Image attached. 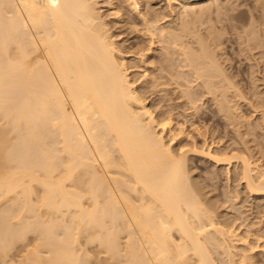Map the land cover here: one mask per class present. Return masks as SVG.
Returning a JSON list of instances; mask_svg holds the SVG:
<instances>
[{
	"label": "bare ground",
	"instance_id": "6f19581e",
	"mask_svg": "<svg viewBox=\"0 0 264 264\" xmlns=\"http://www.w3.org/2000/svg\"><path fill=\"white\" fill-rule=\"evenodd\" d=\"M122 1L141 23L125 52L97 0H0V264H264V164L244 146L182 144L206 95L227 126L245 116L220 37L193 21L226 0ZM190 152L234 165L244 192L229 187L228 199L259 204L218 213L190 176Z\"/></svg>",
	"mask_w": 264,
	"mask_h": 264
},
{
	"label": "rangeland",
	"instance_id": "374dc122",
	"mask_svg": "<svg viewBox=\"0 0 264 264\" xmlns=\"http://www.w3.org/2000/svg\"><path fill=\"white\" fill-rule=\"evenodd\" d=\"M157 1H162L161 2V4H165L166 3V1L164 2V0H157ZM230 1V2H229ZM97 2H98V4H97V7H98V9H99V11H100V13L103 15V13H104V17H105V15H106V17H108L107 19H106V21H109V22H107V23H109L108 24V28H111L110 29V33H112V34H114V38H113V40L114 41H116V43L118 44H120L118 47H120L121 48V50L122 51H127V46L129 45V43L130 42H134V41H136V39L137 38H139V36L137 35V32L135 31V29H141V23H139L140 21H137L136 23H134V22H132V20L134 19V14H133V16H132V13H131V11L129 10V9H127V7H126V5H125V2H124V4H123V1L122 0H112V2H111V0L109 1V0H97ZM108 2H111V4H113V5H109L110 3H108ZM257 2H259V4L257 3ZM108 3V4H107ZM119 3V4H118ZM256 3V4H255ZM264 0H226L225 1V7H222V8H219V9H214V8H216V7H213L212 8V10L211 11H209V14H206L205 16H204V18H203V16L202 17H199V18H195V19H193V21H194V23L196 24V27H195V29H199L201 32H203V34H204V36H206L207 38H210L209 37V35L207 34L209 31H211L212 33H215V35L214 36H217V37H220V41H219V46L222 44V45H224L223 46V48L225 49L224 50V52H227V54L226 53H224L225 55H223L222 57H225L226 59H227V57L226 56H228V59L227 60H229V58L231 59L229 62L228 61H226V65L228 66V68H231V70L229 69V71L231 72V73H234L233 75H234V81L236 82V83H238V85L240 84V86L242 87H239L241 90L243 89V91L245 92H243L242 91V97H240L239 98V102L241 101V106H240V108H239V111H240V113H241V115H245V116H243L244 117V119H247V118H249V119H251L250 121H248V120H245V122L243 121V124H242V120H244V119H240L239 121L241 122V123H239V121L236 123V128L237 129H239L238 131V133H241V135L239 134L238 135V133H236V128L234 127L235 126V124L233 125V124H231V125H229L228 124V126H227V122H224V118H223V120H222V118H221V114L220 113H218V111L216 110V100H214V99H212V98H210V97H208L207 95L206 96H204L203 95V90L202 89H196L195 90V98H196V96H198V99H199V97H200V99L203 97V99H202V103L201 104H199V107H200V109H199V111H198V113H195L194 115H196V116H194L193 114L192 115H190V114H188V112H187V116H186V119H187V125H189L191 128H188V129H192V130H194L193 128L196 126V128H195V132L194 131H192V130H189V131H187L188 133H189V135H187V136H191L192 138L190 139V140H192V141H190V140H188L189 138H186L187 136H185V139L183 140L184 142H182V144L183 145H185L186 147H188L189 148V146L192 148H194V147H197V148H201L202 146L203 147H207L209 144H210V142L211 141H215L216 143L219 141V143H220V145H221V148H223V147H228L229 145V147L230 148H232V147H236V148H241V149H245V148H248V150L251 152V153H253L252 151H254L255 152V154L256 155H254V153H253V155H254V160H257V163H259L260 162V164H264V153L263 154H261L262 152H264V138H262V137H264V124H263V119H261L260 120V118H263V117H260V116H262L263 114H261L262 113V110L264 109L263 107H264V100H263V97H264V84L262 85V83H264V56H263V54H264V44H262V43H264ZM124 5V6H123ZM258 7H257V6ZM100 6V7H99ZM117 6V7H116ZM119 6V7H118ZM110 7V8H109ZM124 7V8H123ZM254 7V8H253ZM257 7V8H256ZM225 8V9H224ZM120 10V11H118V10ZM221 9V10H220ZM227 9V10H226ZM127 10V11H126ZM129 10V11H128ZM230 10V11H229ZM113 11H118V12H120V13H117V12H113ZM199 11V10H198ZM213 11H215V12H213ZM218 11V12H217ZM249 11V12H248ZM111 12V13H110ZM113 12V13H112ZM210 12H212V13H210ZM217 12V13H216ZM231 12V13H230ZM114 14L113 16H111V15H109V14ZM115 13H117V14H115ZM221 13V14H220ZM121 15V16H119V15ZM210 14H211V17H210ZM262 14V15H261ZM116 15V16H115ZM209 15V16H208ZM251 15V16H250ZM115 16V17H114ZM119 16V17H118ZM124 18H123V17ZM105 17V18H106ZM120 17H122V18H120ZM131 17V19L132 20H128V18H130ZM206 17V18H205ZM209 17V18H208ZM233 17V18H232ZM260 17V18H259ZM262 17V18H261ZM255 18V19H254ZM261 19L260 20V22L258 21V19ZM168 19V18H167ZM170 19H171V17H170ZM169 19V20H170ZM203 19H206L207 21H205V20H203ZM209 19V20H208ZM212 19V20H211ZM257 19V20H256ZM263 19V20H262ZM121 20H124L123 22H125V23H123ZM200 20V21H199ZM229 20V21H228ZM112 21V22H111ZM119 21V22H118ZM129 22V25H126L128 22ZM198 21L200 22V23H198ZM201 21H202V23H201ZM212 21V22H211ZM118 22V23H117ZM121 22V23H120ZM127 22V23H126ZM205 22V23H204ZM210 22V23H209ZM214 22V23H213ZM263 22V23H262ZM115 23H117V24H115ZM132 25H131V24ZM213 23V24H212ZM251 23V24H250ZM261 23V24H260ZM115 24V25H114ZM121 24V25H120ZM122 24H123V27H122ZM134 24H136L135 26H136V28L135 29H133L132 27H133V25ZM139 25V28H137L138 27V25ZM194 24V25H195ZM200 24V25H199ZM203 24V25H202ZM125 25V26H124ZM194 25H192V26H194ZM197 25H199V26H197ZM208 25V26H207ZM213 27H212V26ZM113 26H114V28H113ZM121 26V27H120ZM130 26V27H129ZM257 26V27H256ZM201 27V28H200ZM203 27V28H202ZM205 27H207V28H205ZM211 29H210V28ZM247 27H248V29H247ZM253 27V28H252ZM113 28V29H112ZM237 28H238V30H237ZM250 28V29H249ZM256 28V29H255ZM117 29V30H116ZM128 29V30H127ZM133 29V30H132ZM202 29V30H201ZM212 29H213V31H212ZM216 29V30H215ZM244 29H246L245 31H244ZM253 29V30H252ZM114 30H116V31H114ZM205 30V31H204ZM231 30V31H230ZM248 30V31H247ZM252 30V31H251ZM262 30V31H261ZM119 31V32H118ZM215 31V32H214ZM235 33H234V32ZM251 31V32H250ZM257 31V32H256ZM237 32V33H236ZM247 32V33H246ZM121 33V34H120ZM206 33V34H205ZM216 33H217V35H216ZM219 33H221V34H219ZM253 33H255V34H253ZM119 34V35H118ZM135 34V35H134ZM242 34V35H241ZM253 34V35H252ZM260 34V35H259ZM123 35V36H122ZM131 35V36H130ZM222 35V36H221ZM245 35V36H244ZM247 35H249L248 37H247ZM238 36V37H237ZM240 36V37H239ZM251 36V37H250ZM260 36V37H259ZM123 37V38H122ZM227 37V38H226ZM241 37H244L243 39L241 38ZM231 38V39H230ZM128 39V40H127ZM237 39V40H236ZM239 39H241V40H239ZM246 39H247V41H246ZM249 39V40H248ZM251 39V40H250ZM261 39H263V40H261ZM229 40V41H228ZM236 40V41H235ZM244 40V41H243ZM118 41V42H117ZM127 41V42H126ZM223 43H222V42ZM235 41V42H234ZM239 41V42H238ZM250 41V42H249ZM258 41V42H257ZM261 41V42H260ZM125 42V43H124ZM245 42V43H244ZM247 42V43H246ZM257 42V43H256ZM123 43V44H122ZM148 43H149V41H147V45H148ZM241 43V44H240ZM242 43L243 44H245L246 46H248V47H246L245 45H242ZM254 43V44H253ZM116 44V45H117ZM222 45H221V47H222ZM253 45V46H252ZM262 45V46H261ZM159 44H155V47H153L155 50H156V52H155V50H154V53H156V54H154V56H157V54L160 52L158 49H159ZM242 46V47H241ZM252 48H251V47ZM255 46V47H254ZM235 47V48H234ZM241 47V48H240ZM245 48V50H244V48ZM261 47V48H260ZM220 47H218L217 49H219ZM248 48V49H247ZM250 48V49H249ZM257 48L260 50V51H258L257 50ZM263 48V51H261V49ZM240 49V50H239ZM256 50L255 52L253 51V50ZM252 50L253 52H254V55L252 54L253 52H250V51ZM258 51V52H257ZM239 52V53H238ZM242 52V54H240ZM263 52V53H262ZM238 53V54H237ZM244 53V54H243ZM247 53V54H246ZM249 53H251V54H249ZM260 53V54H259ZM261 53H262V56H261ZM240 54V55H239ZM256 54L257 55H259V56H256ZM241 55H242V57H241ZM244 55V56H243ZM246 55H248V57L246 56ZM251 55V56H250ZM133 54L130 56V58L129 57H126V64L127 65H130V63H129V61L131 62V60L130 59H132L133 58ZM251 58H253V59H250V57ZM253 56V57H252ZM248 59H246V58ZM260 57V59H258V58ZM261 57H263V59L261 58ZM224 58V59H225ZM245 58V59H244ZM257 59V60H256ZM262 59V60H261ZM129 60V61H128ZM253 60H255V61H258L257 62V64H259V65H257V64H255L256 62L255 61H252ZM259 60H261V61H259ZM233 61V62H232ZM251 61V62H250ZM242 62V63H241ZM249 62V63H248ZM231 63V64H230ZM253 63V64H252ZM262 63V64H261ZM250 64H251V67H250ZM229 65H231V66H229ZM249 67H248V66ZM252 65H254L253 67H252ZM257 65V66H256ZM243 66V67H242ZM236 67V68H235ZM258 67V68H257ZM252 68L254 69L253 71H252ZM243 69V70H242ZM239 72H238V71ZM241 70V71H240ZM257 70H259V73H258V71ZM243 71V72H242ZM248 71V72H247ZM249 71H250V73H253L254 72V74H256V77H255V75H253L252 76V78H250L249 79ZM261 71V72H260ZM242 74H241V73ZM236 73V74H235ZM243 73H244V76H242L243 75ZM240 76V77H239ZM245 76H246V78H247V81H246V79H245ZM248 76V77H247ZM244 78L243 80H241L240 81V79H242V78ZM250 77H251V74H250ZM258 77V78H257ZM238 78V79H237ZM236 79V80H235ZM252 79V80H251ZM256 79V80H255ZM259 79H261V80H259ZM258 80H259V82H258ZM251 81V82H250ZM257 81V82H256ZM250 83H251V85H250ZM255 83H257V84H255ZM245 86H244V85ZM254 84V85H253ZM256 85V86H255ZM262 85V86H261ZM252 87V88H251ZM245 88V89H244ZM253 88H254V93H253ZM257 88V89H256ZM202 90V91H201ZM200 91V93H201V95H200V93H198ZM249 91V92H248ZM251 91V92H250ZM258 91V92H257ZM244 93V94H243ZM247 93V94H246ZM250 93V94H249ZM251 93H252V95H251ZM257 93V94H256ZM260 93V94H259ZM249 94V95H248ZM254 95H257L256 97L254 96ZM259 95V96H258ZM205 97H206V99H205ZM243 97H244V99L246 100V102L248 101V102H250V103H246L245 102V100H243ZM258 97V98H257ZM208 98V99H207ZM212 99V100H210V99ZM257 98V99H256ZM261 98H262V100H261ZM197 99V98H196ZM242 99V100H241ZM249 99V100H248ZM214 100V101H213ZM259 100H261V101H259ZM175 101L176 100H174L173 101V103H175ZM201 101V100H200ZM210 103H209V102ZM152 102V101H151ZM150 102V103H151ZM177 102V101H176ZM205 102V103H204ZM261 102H263V103H261ZM199 103V102H198ZM204 103V104H203ZM252 103H253V106H252V108H250V106L252 105ZM258 103V104H257ZM176 104V103H175ZM178 104H179V102H178ZM257 104V105H256ZM262 104V105H261ZM185 105V103H182V106H184ZM201 105H204V106H201ZM215 106V108H214V106ZM259 106H261L260 108H257V110H256V107H259ZM202 107V108H201ZM242 107V108H241ZM254 107V108H253ZM205 110H204V109ZM245 108V109H244ZM248 108V109H247ZM180 109H182L181 107L179 108V110ZM247 109V110H246ZM251 109V110H250ZM252 109L254 110V111H252ZM258 109H260V113L258 112ZM188 111V110H187ZM191 110H189V112H190ZM243 111V112H242ZM191 112H193V110L191 111ZM208 112H210V113H208ZM249 112V113H248ZM252 112V113H251ZM201 113V114H200ZM217 115H216V114ZM198 114V115H197ZM210 114V115H209ZM215 114V115H214ZM221 116H220V115ZM248 114V115H247ZM252 114H254V115H252ZM190 116H192V117H194L193 119H192V117H190ZM199 116V117H198ZM207 116V117H206ZM248 116V117H247ZM253 116V117H252ZM258 116V117H257ZM196 117H197V119H196ZM206 117V118H205ZM220 117V118H219ZM252 117V118H251ZM192 119V120H191ZM199 119V120H198ZM220 119V120H219ZM198 120V121H197ZM226 121V120H225ZM254 123H252V122ZM261 123H260V122ZM190 122H192V124L190 123ZM207 122V123H206ZM250 122V126H248V127H246V125H248V123ZM257 122V123H256ZM198 125H197V124ZM226 123V124H225ZM193 124H195V126L193 125ZM211 124V125H210ZM245 124V125H244ZM262 124V125H261ZM193 126V128H192V126ZM200 125V126H199ZM209 125V126H208ZM215 125V126H214ZM223 125V126H222ZM238 125H240V126H242V127H240V126H238ZM259 125V126H258ZM188 126V127H189ZM197 126H198V128H200L199 130L197 129ZM233 126V127H232ZM254 128H253V127ZM257 126V127H256ZM263 126V127H262ZM207 128V130L205 131V130H203L204 128ZM215 127V128H214ZM228 127V128H227ZM232 127V128H231ZM250 127H252L251 128V130L253 129L254 131H251L250 130ZM260 127H262L261 129H260ZM233 128H235V129H233ZM240 128H242V129H240ZM243 128H244V130H243ZM249 130H248V129ZM256 128V129H255ZM222 129V130H221ZM247 129V132H245V130ZM232 130V131H231ZM235 130V131H234ZM200 131V132H199ZM201 131H202V133H201ZM228 131V132H227ZM240 131H244V133H246V134H248L249 132L248 131H250V133H249V135H246V140H244V137H245V134L244 133H242V132H240ZM199 132V133H198ZM210 132V133H209ZM212 132V133H211ZM216 132V133H215ZM217 133H218V135H217ZM255 135H254V134ZM258 133V134H257ZM259 133H260V135H259ZM212 134H215V135H213V138H212ZM243 134V135H242ZM217 135V136H216ZM251 135V136H250ZM241 136H243V137H241ZM261 136V137H260ZM215 137H217V138H215ZM236 137V138H235ZM250 137V138H249ZM260 137V138H259ZM205 138V139H204ZM222 138V139H221ZM241 138H242V140H241ZM253 138H255V140L253 139ZM225 141H224V140ZM228 139V140H227ZM203 140H205V141H203ZM218 140V141H217ZM222 140H223V142H222ZM230 140V141H229ZM233 140H234V142H233ZM252 141L253 143L251 144V142L249 143L248 141ZM246 141V142H245ZM257 141V142H256ZM187 142V143H186ZM237 142V143H236ZM240 142H244L242 145L240 144ZM205 143V144H204ZM212 143V142H211ZM247 143H249L248 145H246ZM257 143V144H256ZM193 144H194V146H193ZM239 144V145H238ZM255 144V146H253ZM192 145V146H191ZM214 146H213V148H214V150L216 149V147H218L219 146V144H213ZM232 145H234V146H232ZM240 145H241V147H240ZM175 146H177V144H175ZM232 146V147H231ZM242 146H244V147H242ZM251 146H253L252 148H254L253 150H252V148H251ZM259 146V147H258ZM258 147V148H257ZM250 148V149H249ZM256 149H257V151H256ZM258 149H260V151L258 150ZM260 152V153H257V152ZM198 154V155H197ZM258 154V155H257ZM263 155V157L261 156V155ZM200 155V156H199ZM258 158H262V161L260 160V159H258ZM188 159H189V161H188V166H189V170H190V173L192 174H190V176H191V178H192V180H193V182L194 183H196L199 187H200V185L202 186L201 188H202V190H200V192H202L201 194H202V196H204V194H206L203 198L204 199H206V201L208 200H210V203H212L213 201H214V203H216V205L218 206V204H221V208L220 207H217L216 205V207H217V210L216 211H218V209L221 211L220 213L223 215L224 213H226V214H224L225 215V217H232L233 215L232 214H237L238 213V210H240V209H246V207H247V209L250 207V206H254V204L255 203H257V201L255 200V201H253L252 199H251V197H248L245 193H244V195H242L243 194V192L244 191H242L243 189L241 188L242 186L241 185H238V183L237 182H234V165L230 168V172H228V170L226 169L227 167L226 166H224V165H221V166H216V165H214V163L212 162V160H210L209 158H207L206 156H204V155H202V154H200V153H194L193 152V154H192V152H190L189 154H188ZM191 162V163H190ZM192 164V165H191ZM211 167V168H210ZM226 167V168H225ZM216 168V169H215ZM224 169V170H223ZM221 171V173H220V171ZM205 171V172H204ZM209 172H211V173H209ZM227 172H228V174H227ZM198 173V174H197ZM219 173V174H218ZM215 174V176L213 177V175ZM218 174V175H217ZM226 174V175H225ZM206 175H207V177H206ZM231 176V180L228 182V176ZM225 176V177H224ZM208 177H209V179H208ZM212 177L213 178H215V179H212ZM204 179V180H203ZM206 180V181H205ZM211 180V181H210ZM217 180V181H216ZM222 180V181H221ZM213 181V182H212ZM206 182V183H205ZM218 182V183H217ZM228 183V187L226 186L227 185V183ZM199 183H200V185H199ZM215 183V184H214ZM219 184H221V185H219ZM232 186H230V185ZM236 184V185H235ZM204 185V186H203ZM217 185V186H216ZM239 187H238V186ZM209 186V187H208ZM227 188H226V187ZM215 187V188H214ZM229 187H230V189L232 188V190L233 191H235V190H239V191H242L241 193L242 194H239V197H238V199H240V200H234V201H236L235 203L234 202H232V199H228V195H229V193L227 194V190L229 189ZM204 188V189H203ZM209 188V189H208ZM235 188V189H234ZM210 189H213V190H210ZM226 189V190H225ZM242 189V190H241ZM207 191V192H206ZM225 191H226V193H225ZM211 192V193H210ZM204 193V194H203ZM232 194V193H231ZM211 195V196H210ZM225 195V196H224ZM233 195V194H232ZM232 195H230V196H232ZM208 196V197H207ZM217 196H219L218 198H217ZM242 196H243V199H242ZM244 196H245V198H244ZM207 197V198H206ZM247 197V198H246ZM213 200H212V199ZM226 198H227V200H228V203H227V200H226ZM231 198V197H230ZM223 199V200H222ZM245 199V200H244ZM225 200V201H224ZM250 200V201H249ZM263 200H264V198H263ZM212 201V202H211ZM218 201V202H217ZM231 201V202H230ZM240 201V202H239ZM253 201V202H252ZM223 202V203H222ZM244 202V203H243ZM246 202V203H245ZM225 203H226V205H225ZM231 203H233V205L231 204ZM242 203L243 205H240V204ZM251 203V205H248V204H250ZM254 203V204H253ZM259 203L261 204L260 206H259V210H261V209H263V214H264V208H262V205H263V207H264V201H260L259 200ZM259 203H257V204H259ZM263 203V204H262ZM229 204H230V206H229ZM236 204H237V208H236ZM247 204V205H246ZM257 204H255V206H257ZM223 205V206H222ZM235 205V206H234ZM246 205V206H245ZM228 206V207H227ZM223 207V208H222ZM230 207V208H229ZM241 207H243V208H241ZM261 207V208H260ZM240 208V209H239ZM223 209V210H222ZM232 209V210H231ZM228 210H229V212H228ZM237 210V211H236ZM232 211V212H231ZM234 211V212H233ZM236 211V212H235ZM218 213H219V211H218ZM228 214H229V216H228ZM231 214V215H230ZM262 214V213H261ZM263 214H262V220H264L263 219ZM250 219H252V218H250L249 217V220ZM254 219H252V221H253ZM255 220H257V219H255ZM258 220H260V219H258ZM30 241V240H29ZM16 259H18V257H16Z\"/></svg>",
	"mask_w": 264,
	"mask_h": 264
}]
</instances>
